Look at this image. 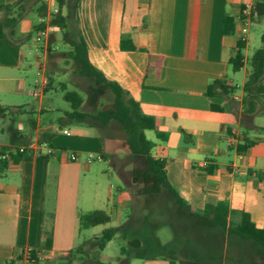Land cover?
<instances>
[{
  "label": "crops",
  "instance_id": "crops-1",
  "mask_svg": "<svg viewBox=\"0 0 264 264\" xmlns=\"http://www.w3.org/2000/svg\"><path fill=\"white\" fill-rule=\"evenodd\" d=\"M15 1L0 0V5ZM254 2L78 0L75 20L90 63L126 89L142 112L154 118L156 127L145 130V136L154 143L152 155L166 161L167 179L178 197L197 210L206 203L225 201L230 209L246 211L256 227L264 228V136L251 137L248 127L252 123L243 120L252 115L242 103V86L250 71L246 70L240 86L228 77L239 33L222 31L226 14L236 16L242 5ZM4 15L0 10V21ZM43 19L48 21L47 16L29 11L13 29L14 43L0 38V104L10 107L0 114V150L38 140L42 132L53 134V152L48 157L41 151L16 161L0 160V264H88L70 251L110 226L118 216L109 206L115 200L123 208L134 207L129 232L134 242L145 246L148 256L115 255L120 242L110 240L99 253L106 264H264L257 243L219 226L200 224L173 198L176 206L170 211L192 218L193 225L183 221L175 236L161 240L157 229L169 220L158 217L164 210L152 207L154 199L132 193V165L114 157V142L106 151L93 128L60 120L66 110L45 105V92L36 89L39 104L25 105L30 94L27 68L33 54L26 40L32 32L36 34L33 27ZM52 28L34 50L36 66L38 50H49L52 38L59 37V28ZM122 40L135 48H122ZM149 55L155 57V65L147 75ZM220 78L239 90L227 96L207 95L208 83ZM212 103L222 110L212 111ZM20 116L24 120L16 127L12 118ZM245 136L255 144L237 152L235 147ZM71 152L76 159H70ZM89 155L102 159L88 162ZM106 159L114 172L102 164ZM209 164L215 166L210 173L205 171ZM109 177L125 183L117 195L111 192ZM95 209L105 210L111 221L82 228L79 216ZM43 224L52 227L51 247L38 251L36 261H28L23 250L41 247ZM195 235L202 243L208 242L214 253L218 250L216 263L197 257L204 252Z\"/></svg>",
  "mask_w": 264,
  "mask_h": 264
},
{
  "label": "trees",
  "instance_id": "trees-1",
  "mask_svg": "<svg viewBox=\"0 0 264 264\" xmlns=\"http://www.w3.org/2000/svg\"><path fill=\"white\" fill-rule=\"evenodd\" d=\"M57 4V11L50 21L51 26H56L61 30V38L64 43L70 47V54L79 64L80 71L88 76L95 78L96 81L103 84L111 93L112 105L108 108L98 109L94 112L82 110V96L76 90H66L63 97L70 103V110L63 112L62 117L71 122L82 123L93 128L101 137L103 146L105 138H109L111 142H116L112 130V123L117 124L123 131L126 139V147L129 154V162L131 163V179L132 193L135 196H144L154 199L155 196L165 194L169 198H173L182 206L191 217L197 219L200 224L214 227L219 226L227 230L229 234H235L242 239L252 240L257 243L264 255V228H258L252 222L250 215L244 211H236L230 209L225 201L217 203H206L203 209H193L189 204L184 203L179 197L176 190L171 186L166 175V161L156 158L152 155L154 143L145 136V130L155 129V120L151 115L142 112L140 103L132 97V95L114 80L105 77L97 70L89 61L86 43L77 30L75 20V9L78 0H54ZM244 5L240 8V17H242ZM44 17L47 5L43 0H17L13 3L0 5V10L5 15L0 21V38L14 43L11 36L17 22L24 17L29 11ZM264 16V0H255L250 7V18ZM238 16L226 14L223 19V34H234L240 23ZM44 27V23L35 24L33 31H38ZM30 37V34L28 35ZM264 40V34L262 36ZM246 40L238 36L237 51L229 59V63L233 70H238L244 65V56L240 49L244 48ZM122 48L134 49L135 47L127 40L121 41ZM147 67L145 73L151 74L155 65V57L148 56ZM251 67L250 73L243 83L244 92L242 103L244 111L250 114L260 113V103L264 102V47H260L254 51L249 58ZM64 89V87H63ZM236 86L230 85L224 78L214 79L208 83L206 94L209 96H227L230 95ZM10 109L9 106L0 104V114L6 113ZM19 109V107H17ZM212 111H221L219 105L212 103L210 105ZM29 122H33L29 120ZM51 132H42L38 141H46L49 147H52ZM160 137V133H158ZM255 144V140L248 137L242 138L241 142L236 145L237 152H244ZM48 157L51 153H41ZM30 151L17 152L12 154V160L24 159L30 156ZM5 161V160H1ZM3 164L5 162H2ZM215 166L209 164L205 171L211 172ZM260 176V172H257ZM261 178V176L259 177ZM123 224V238L126 240L125 245L119 248V255L126 259L132 257L145 258L148 256L147 249L140 242H134L133 237L127 236L133 223L134 216ZM237 216V221L233 218ZM111 221V216L102 209H95L85 212L79 216V224L82 228L95 226L98 224H106ZM116 228L113 226L106 227L99 236H95L90 240L74 247L70 253L83 258L88 264H106L99 258L100 251L104 246L113 239ZM43 241L38 250H31L29 260L36 261V253L43 249H49L52 242V227L43 224L42 226ZM127 236V239H126ZM24 252V250H23Z\"/></svg>",
  "mask_w": 264,
  "mask_h": 264
},
{
  "label": "rangeland",
  "instance_id": "rangeland-1",
  "mask_svg": "<svg viewBox=\"0 0 264 264\" xmlns=\"http://www.w3.org/2000/svg\"><path fill=\"white\" fill-rule=\"evenodd\" d=\"M47 5V10L45 16L48 17V21H42L44 23V27L48 24L50 25V21L54 14L57 11V4L54 0H43ZM49 4V8H48ZM35 13L34 9L30 11ZM29 13V12H28ZM36 14V13H35ZM37 15V14H36ZM41 22V23H42ZM38 24V23H37ZM59 37L52 38V48L46 51V74L48 76V84L45 88L42 89V93H46V99L44 101L45 105H52L54 110L58 109L70 110V103L66 101L63 97V93L66 90H76L82 96V104L81 109L89 112L97 111L98 109L108 108L112 105V97L110 91L101 83L95 80V78L85 75L80 71L79 64L74 60L72 55L69 53L70 47L63 42L61 38V30L59 28ZM264 34V16L259 18H252L248 24V32L246 35L247 45L240 49L241 54L244 56L245 65L238 70H231L228 74L229 79L232 80L234 85H241L242 80L244 78L245 72L250 71L251 67L249 64V58L254 53V51L260 47H264V40L262 36ZM35 33L32 32L31 36L26 40V46L30 45L29 50L33 53L30 56V67L27 68V76H28V89L30 91L29 96L25 100V105L30 107H35L39 104L38 95L35 94L36 86L35 80L37 78V66H36V58H35V48L39 46L41 42L35 40ZM237 51V50H236ZM263 83H264V75H263ZM64 87V89H63ZM239 90L238 88H236ZM260 113L259 115L252 114L248 115L247 118L243 119L244 121L251 122L252 125L248 127L249 134L251 137L254 135H262L264 136V102L260 103ZM16 127H21L20 122L24 119L23 117L12 118ZM241 127L244 129L245 125L241 124ZM24 129V128H23ZM112 130L115 138L117 139L114 142L113 155L115 158H119L122 161L129 160V154L126 147L125 135L120 127L112 123ZM225 146V145H223ZM111 141L109 138H105L104 141V149L109 151L111 149ZM226 148V146H225ZM0 152H3L0 150ZM230 154L231 151H230ZM106 165V168L110 172H114L111 168V164L106 159L102 162V164ZM109 185L111 186V192L113 195L118 194V187H125V183L119 179L115 180L109 177ZM109 206L113 207L117 210L118 216L117 218L110 223V226L116 228L115 235L113 237V242H120L121 245L126 244V240L123 238V224L130 218L131 215L134 216V207L132 205L123 208V205L119 204L116 200L112 202ZM175 207L176 204L168 198L167 195L160 194L154 197L152 207L161 210L163 214L159 215L160 219H168L169 221L163 220V224H160L159 229H157V234L161 238V240L166 241L171 237L175 236L176 231L181 227V223H188L193 225L192 218H187L184 214L183 216L177 215V213L171 212V207ZM169 210V211H165ZM168 212V214H167ZM132 216V217H133ZM233 221H237V216L232 217ZM184 221V222H183ZM190 232V231H189ZM127 236L131 237L132 233L127 232ZM126 236V239H127ZM197 243H200L201 249L204 253L200 252L197 257H201L206 261L211 263H216L218 260V250L217 252H213V248L209 246L208 242L202 243L200 239L195 235ZM211 248V249H210ZM114 254L119 255V247H115ZM215 261V262H214ZM227 264L229 262L227 261Z\"/></svg>",
  "mask_w": 264,
  "mask_h": 264
},
{
  "label": "built area",
  "instance_id": "built-area-1",
  "mask_svg": "<svg viewBox=\"0 0 264 264\" xmlns=\"http://www.w3.org/2000/svg\"><path fill=\"white\" fill-rule=\"evenodd\" d=\"M250 7L248 5H245V8L243 9V14L242 17H240V13L236 16H238L241 20L240 23L238 25V33L239 36L242 37L244 40H246V35L248 32V24L251 20L250 18ZM44 21V19L42 20ZM53 26L51 25H46L45 27H43L42 29L38 30L36 32L35 35V40L41 42L42 39L48 35V33L53 29ZM46 49L43 50H38L37 52V60H38V64H37V78L35 80V86L36 89L40 91H42L43 88H45L48 84V76L46 74V68L44 65V58L46 55ZM64 133H67V130H63ZM30 151L32 153H41V151H44L45 153H52L53 149L51 147H49L48 143L46 141H42L39 142L38 140H32L29 141L27 144L22 145V146H18L15 148H10L7 150H4L3 152H0V160H8L11 158L12 154L17 153V152H24V151ZM70 159H76L77 155L74 152H71L69 154ZM102 157L100 155H89L86 160L88 162H92L94 160H101ZM207 162H204V165H206ZM31 249L30 248H25L24 249V253L27 257V260H29V253H30Z\"/></svg>",
  "mask_w": 264,
  "mask_h": 264
}]
</instances>
